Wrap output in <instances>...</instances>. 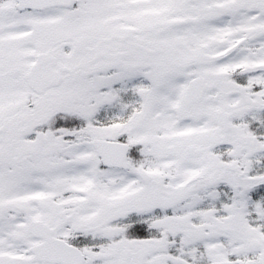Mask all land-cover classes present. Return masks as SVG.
Segmentation results:
<instances>
[{
	"label": "snow or ice",
	"instance_id": "1",
	"mask_svg": "<svg viewBox=\"0 0 264 264\" xmlns=\"http://www.w3.org/2000/svg\"><path fill=\"white\" fill-rule=\"evenodd\" d=\"M0 264H264V0H0Z\"/></svg>",
	"mask_w": 264,
	"mask_h": 264
}]
</instances>
